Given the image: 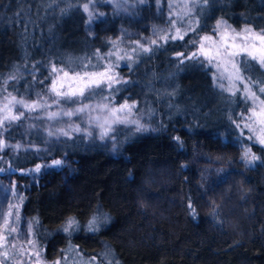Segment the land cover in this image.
<instances>
[{"label": "trees", "instance_id": "16d2710c", "mask_svg": "<svg viewBox=\"0 0 264 264\" xmlns=\"http://www.w3.org/2000/svg\"><path fill=\"white\" fill-rule=\"evenodd\" d=\"M56 4L66 6L65 0ZM46 8L47 0H0V73L7 75L25 60L29 67L37 61H63L75 68L78 56L106 48L99 35L89 36L82 11L61 17L58 8ZM156 10L155 0H146L137 7L136 21L129 15L106 16L95 25L109 30L134 22L152 38ZM29 17L34 22L25 31ZM221 18L236 29L248 25L260 30L264 4L214 0L201 24L211 31ZM183 43L169 41L151 58L145 54L133 71L123 64L120 69L131 83L117 101L127 97L136 102L143 121L155 131L129 133L121 126L114 151L93 139L74 143L62 137L45 146L39 131L28 134V141L46 147L38 155H62L76 167L66 185L57 171L42 177L19 207L21 214L38 220V242L51 264L69 243L58 231L62 222L75 216L83 226L98 209L110 217L101 231L81 230L70 241L85 257L108 248L118 264H264V148L255 144L260 161L244 164L241 148L250 143L228 119L231 109L238 114L243 105L236 107L215 89L205 69L180 65L183 70L177 71L175 56L184 50ZM25 79L31 82V77ZM16 87L33 99L45 90L35 84L26 91L24 80ZM16 124L4 132L9 142L23 138ZM3 154L17 168L39 159L32 151L13 154L6 149ZM215 168L219 173H213Z\"/></svg>", "mask_w": 264, "mask_h": 264}, {"label": "snow or ice", "instance_id": "6c2138e0", "mask_svg": "<svg viewBox=\"0 0 264 264\" xmlns=\"http://www.w3.org/2000/svg\"><path fill=\"white\" fill-rule=\"evenodd\" d=\"M102 2L103 0H65L66 6L60 7L56 0H47L45 11L52 9L54 12L58 8L61 17L69 15L73 9L82 11L86 15V28L92 34V25L106 16L105 12L99 10ZM145 2L146 0H134L130 4L129 0H108L117 14L130 13L137 4ZM155 2L161 16L164 15V4H167L168 18L165 28H153L151 39H132L123 32L119 39L109 38L110 47L106 51L97 48L92 56L82 58L80 65L75 68L63 61H37L29 67L25 60L23 66H12L7 75L0 73V152L12 148L21 150V144L6 143L4 132L17 121L24 119L49 121L46 135L57 142H61V137L75 143L78 139L83 141L95 136L101 141H116L121 126L128 129L129 133L155 131L143 121L141 109L136 102L130 103L127 97L122 103L117 101L119 94L131 83L120 75L121 62H124L123 67L133 71L145 54L151 58L169 41L179 40L184 42V50L176 52L177 71L183 70L180 65L205 69L211 76L215 89L222 95L231 97L230 103L236 107L243 105L239 119L236 118L234 109L229 111L228 119L239 130L240 137L251 142L244 146L241 156L244 164L251 167L255 161L260 160L261 156L254 154L252 147L259 144L264 148V28L256 30L245 25L237 30L226 19L221 18L208 31L206 25L201 24V20L214 0ZM261 2L264 4V0ZM23 11L21 8L16 15L20 16ZM33 22L31 17L24 22L25 31L28 23ZM125 39L130 40L131 46H121ZM189 61L192 62L191 65L187 63ZM41 69H46L47 75ZM171 75L174 76L175 73ZM25 77H31V82ZM21 80L27 85L26 91L35 84L44 85L45 90L37 92L35 99L30 94L20 95L16 85ZM28 113L36 115L28 116ZM152 114L154 110L149 113ZM35 127L38 125H28L29 129ZM175 139L180 143V137ZM117 146V143H113L114 150ZM61 164V160L53 161L54 167ZM40 168L37 165L32 171L39 172ZM3 171L5 170L0 168V172ZM5 192H10L13 199L8 201L5 195L7 210L0 205V264H45L38 242V220L24 221L19 211L24 197L15 182H11ZM188 208L194 215L195 208L191 200ZM109 219L99 209L83 226L75 216L66 218L58 231L64 234L69 243L60 250L59 258L53 264H118L108 248L97 255L85 257L70 242L78 231H101Z\"/></svg>", "mask_w": 264, "mask_h": 264}, {"label": "rangeland", "instance_id": "374dc122", "mask_svg": "<svg viewBox=\"0 0 264 264\" xmlns=\"http://www.w3.org/2000/svg\"><path fill=\"white\" fill-rule=\"evenodd\" d=\"M133 2H134V0H129L130 4ZM138 5L139 4H137L136 7L132 8L130 13L129 12H120L117 14L115 9L112 7V5L110 3H108V0H103V2L99 5V10L105 12L107 17H110V16L111 17L112 16H114V17L115 16L125 17V16L129 15L131 18H133L132 20L134 21L137 18V13H138L137 7H138ZM167 14H168L167 4H166V8L164 9V15L163 16H161L159 14V12L156 10V17L158 18V20H155V22L156 21L157 22L153 24V27H155V28L164 27L165 28L166 27V21L168 18ZM106 16H104V17H106ZM104 17L97 20L92 25V29H93L92 34L89 33L87 28L86 29L88 31L89 36H91V37H95L96 34L99 35L100 42H103L104 46H106V48L104 49L105 51L110 47V44L108 42L109 38L119 39L123 32H126L128 34V36L131 37L132 39H139L140 37L150 38V37H148V34L145 33L144 31H141L139 27L136 28V23L133 22V24H131L129 21L126 22V24L117 25L113 29H109L110 31L107 30L106 27H103L101 25H99V27L96 28L95 24L102 22L104 20ZM85 20H86V15H85ZM237 30H239V29H237ZM121 46L122 47L131 46L130 40L125 39L124 44ZM82 58H83L82 56H78L76 58L78 64L81 63ZM121 63L123 64L124 62H121ZM211 81H212V78H211ZM123 100L124 99H121L118 102L122 103ZM91 102L95 103V101H91ZM129 102L131 103L133 101L130 100ZM239 113L237 114L238 119H239ZM141 114H142V112H141ZM34 115H36V114L35 113H28V116H34ZM142 116H143V114H142ZM16 123L18 124V125L17 124L16 125L18 126L20 133L22 134L23 138H22V140L16 139V140H12L11 142H9L6 139V143L11 144V145L21 144L23 147L19 151H16L15 148L8 149V150H10L11 153H13V154H15L17 152H23V151H32V152H35L37 154V157L39 159L34 163V165L24 166V168H17L15 166H13L11 163H9L8 160L5 159L4 154H3L4 151L0 152V168H3L5 170L3 172H0V185H2V187H0V205H2V207L5 210L8 209V202H6L4 199L5 195H7L8 201H12V199H13L10 192H7V193L5 192V190L10 187L11 182H15V184L17 185L18 191L20 192V194L23 197H25V193L28 192V190H30L33 186H35L37 184H41V178L48 175V173L57 171L59 174V179H61V182L64 185H66L68 182V176L73 175L75 173V170H76V167H74V164L68 158H66L62 155L56 156V157H51V156H48L47 154H45L43 156L41 153L38 155V152H40V151L45 152L46 147H42V146L37 145V142H35V141H33V142L28 141L27 136L29 133H31L33 131H39L40 135L42 136V141L45 144V146L49 142H55L54 138H52L50 140V138L47 137V135H46V133H47L46 125L50 123L49 121L24 119L21 121H17ZM29 124H35V125H38V127L29 129L28 128ZM95 131L96 130H94V132ZM238 133H239V130H238ZM90 139H93L98 143L100 142L102 144H110L111 151H114L113 140L101 141L98 138V136H95L94 138H90ZM46 141H49V142L46 143ZM86 141H88V139ZM246 141H247V143H251L248 140H246ZM257 145H259V144H257ZM37 149H39V151H37ZM241 149H242V153H243L244 145ZM252 151L254 154L257 155V153L253 149H252ZM54 160H61L62 161L61 166L54 167L53 166ZM259 161L260 160H257L255 162H259ZM37 165L41 166L40 171L39 172L32 171L33 169L36 168ZM215 169H216V172L213 171V173H215V174L219 173L218 171L220 169H218V168H215ZM22 173H26V174H22ZM21 216L24 218L25 222L30 221V219L27 216H25L24 214H21ZM44 262H45V264H51L50 259L49 260L44 259Z\"/></svg>", "mask_w": 264, "mask_h": 264}]
</instances>
